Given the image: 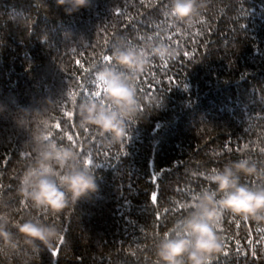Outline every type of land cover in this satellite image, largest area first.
Wrapping results in <instances>:
<instances>
[{"label": "trees", "instance_id": "16d2710c", "mask_svg": "<svg viewBox=\"0 0 264 264\" xmlns=\"http://www.w3.org/2000/svg\"><path fill=\"white\" fill-rule=\"evenodd\" d=\"M175 2L0 0V264H160L163 235H185L176 226L215 192L216 170L246 161L238 183L264 189V0H193L185 19ZM105 69L136 88L119 139L84 120L105 99ZM52 142L74 148L97 185L55 215L21 192ZM28 220L58 230L50 246L19 232ZM217 233L209 264H264V220L224 211Z\"/></svg>", "mask_w": 264, "mask_h": 264}, {"label": "clouds", "instance_id": "9594fccd", "mask_svg": "<svg viewBox=\"0 0 264 264\" xmlns=\"http://www.w3.org/2000/svg\"><path fill=\"white\" fill-rule=\"evenodd\" d=\"M85 2L75 0L79 6ZM193 6V0H176L172 11L177 18L185 19L192 15ZM154 53L162 60L170 54L163 46L154 49ZM114 58L129 69L142 70V62L133 52H119ZM97 80L105 99L99 104L90 103L84 120L101 135L119 139L125 135V120L137 112L136 88L127 76L112 69L98 73ZM233 168L246 172L248 165L246 161L234 162L232 167L226 165L223 171L216 170L208 177L210 183L217 185L215 192H206L199 203L192 205L191 214L176 226L182 227L184 236L177 233L173 237L171 232L163 235L157 251L160 264H209L212 254L221 247L217 229L224 211L244 219L264 220V189L254 191L240 185ZM96 187L89 163L79 162L74 148L57 146L55 142L46 145L36 166L26 169L21 179L22 194L37 208H45L53 215L63 210L69 199H79ZM218 193L223 194L219 200L216 199ZM16 227L29 242H39L46 247L58 234L55 227L39 220H28Z\"/></svg>", "mask_w": 264, "mask_h": 264}, {"label": "snow or ice", "instance_id": "6c2138e0", "mask_svg": "<svg viewBox=\"0 0 264 264\" xmlns=\"http://www.w3.org/2000/svg\"><path fill=\"white\" fill-rule=\"evenodd\" d=\"M156 199V198H155ZM61 242H62V238H61ZM227 254V253H226Z\"/></svg>", "mask_w": 264, "mask_h": 264}]
</instances>
